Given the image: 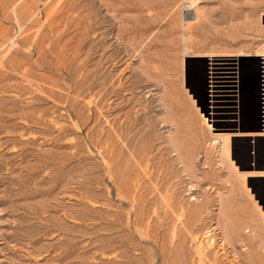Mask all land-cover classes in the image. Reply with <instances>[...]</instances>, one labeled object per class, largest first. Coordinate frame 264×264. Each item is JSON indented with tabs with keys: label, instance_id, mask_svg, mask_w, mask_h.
<instances>
[{
	"label": "rangeland",
	"instance_id": "1",
	"mask_svg": "<svg viewBox=\"0 0 264 264\" xmlns=\"http://www.w3.org/2000/svg\"><path fill=\"white\" fill-rule=\"evenodd\" d=\"M194 2L191 52L261 51L264 0ZM185 3L0 0V264H264V185L200 116L263 134L264 57L184 59ZM167 85L203 136L179 137L194 177L165 144ZM256 136L232 139L242 172Z\"/></svg>",
	"mask_w": 264,
	"mask_h": 264
},
{
	"label": "bare ground",
	"instance_id": "2",
	"mask_svg": "<svg viewBox=\"0 0 264 264\" xmlns=\"http://www.w3.org/2000/svg\"><path fill=\"white\" fill-rule=\"evenodd\" d=\"M187 3H185L186 7L188 6V11H193V16H183L182 22H181V30H182V37L184 42V59H209L210 61H214L213 58H221V57H239V58H249V57H264V44L261 47V51L251 53L247 51H240L236 54H232L229 52L226 53H216V52H203V53H196L191 52L190 50V44L192 43V40L194 38V30L199 29L200 27H203L204 22H210L209 15L204 13L199 7L195 6L194 0H184ZM187 11V10H186ZM195 42V40H194ZM218 60V59H217ZM216 60V61H217ZM214 65V64H210ZM214 70V68H213ZM214 79V78H213ZM215 84V82H213ZM215 87H213L214 89ZM164 93L162 94L160 92L161 101H162V107H163V121L164 125L167 127V138L165 140L166 147L172 152V154L175 156L173 158L175 164L182 169L184 173H187V176L194 177L196 174V157H188L186 155L185 148L182 144V141L179 139L180 135L184 133H190L191 137H193L195 140H200L201 134L199 129L196 127V125L192 124L189 120L185 119V122L182 124V120L180 118L179 109H180V101L177 99L175 94V89L173 87H168V85L164 88ZM214 93V92H213ZM162 94V95H161ZM194 105L196 104V100L192 99ZM198 108V107H197ZM200 111V109L198 108ZM200 116L202 119L203 124L206 126L207 130L214 136V140L212 141V144L216 148V152H214L215 156L218 158L222 157L224 158L230 165V168L232 171L237 175V177L242 182L243 186L245 187L246 191L249 194L250 189L246 187L247 179L249 177H255V176H264V173L259 172H242L239 170L238 166L235 165V161L231 158V144L232 139L235 136H250L255 137L256 135L264 136L263 134H228V133H217L215 132V127L212 125L210 119L206 115H204L203 112L200 111ZM184 121V120H183ZM261 127H264L262 125ZM165 134V136H166ZM257 137V136H256ZM259 137V136H258ZM211 144V143H210ZM210 150V149H209ZM208 154V153H207ZM212 154V153H211ZM210 154V155H211ZM204 155V153H203ZM201 154V156H203ZM207 157V156H206ZM211 160V159H210ZM180 169V170H181ZM192 190V189H191ZM193 197V196H192ZM195 202V199L191 198V202ZM259 212L261 214V217L264 221V210H261L259 208ZM223 225V224H222ZM225 226V224H224ZM223 228V227H222ZM226 229V228H225ZM224 230V228L222 229ZM226 232V231H225ZM213 234V233H211ZM254 234V233H253ZM210 235V234H209ZM217 236L210 235L209 242H214L217 240ZM207 240V239H206Z\"/></svg>",
	"mask_w": 264,
	"mask_h": 264
},
{
	"label": "crops",
	"instance_id": "3",
	"mask_svg": "<svg viewBox=\"0 0 264 264\" xmlns=\"http://www.w3.org/2000/svg\"><path fill=\"white\" fill-rule=\"evenodd\" d=\"M262 126V124H261ZM260 130V129H259ZM250 154H251V159H250V164H254L255 170L251 171H258V172H263L264 173V163L261 162V148L262 145H264V136L263 137H257V138H250ZM250 180L254 182H262L264 185V176H255V177H249Z\"/></svg>",
	"mask_w": 264,
	"mask_h": 264
},
{
	"label": "built area",
	"instance_id": "4",
	"mask_svg": "<svg viewBox=\"0 0 264 264\" xmlns=\"http://www.w3.org/2000/svg\"><path fill=\"white\" fill-rule=\"evenodd\" d=\"M262 83H263V86H264V76L262 77ZM263 90H264V87H263ZM263 92V94H264V91H262ZM264 101V100H263ZM263 108H264V103H263ZM263 112H264V109H263ZM264 115V114H263ZM263 120L262 121H264V118H262ZM262 125H264V123H262Z\"/></svg>",
	"mask_w": 264,
	"mask_h": 264
},
{
	"label": "water",
	"instance_id": "5",
	"mask_svg": "<svg viewBox=\"0 0 264 264\" xmlns=\"http://www.w3.org/2000/svg\"><path fill=\"white\" fill-rule=\"evenodd\" d=\"M262 130H264V127H261V129L259 131H262Z\"/></svg>",
	"mask_w": 264,
	"mask_h": 264
}]
</instances>
